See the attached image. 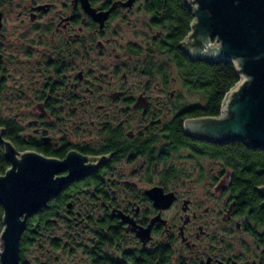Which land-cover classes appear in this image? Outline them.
Here are the masks:
<instances>
[{
	"label": "flooded vegetation",
	"instance_id": "flooded-vegetation-1",
	"mask_svg": "<svg viewBox=\"0 0 264 264\" xmlns=\"http://www.w3.org/2000/svg\"><path fill=\"white\" fill-rule=\"evenodd\" d=\"M182 31L179 2L0 0V175L9 146L82 170L32 215V264H264Z\"/></svg>",
	"mask_w": 264,
	"mask_h": 264
},
{
	"label": "water",
	"instance_id": "water-1",
	"mask_svg": "<svg viewBox=\"0 0 264 264\" xmlns=\"http://www.w3.org/2000/svg\"><path fill=\"white\" fill-rule=\"evenodd\" d=\"M194 19L189 46L194 59L231 61L240 81L226 94L221 115L195 120V131L220 143L243 141L264 148V0H185ZM213 43V44H212ZM183 48L190 51L187 44ZM12 167L0 175V204L4 209L0 235V264H22L21 238L28 218L82 170L66 161L25 152L16 157L7 147ZM69 168L65 178H54ZM263 199L264 186L258 187Z\"/></svg>",
	"mask_w": 264,
	"mask_h": 264
},
{
	"label": "trees",
	"instance_id": "trees-1",
	"mask_svg": "<svg viewBox=\"0 0 264 264\" xmlns=\"http://www.w3.org/2000/svg\"><path fill=\"white\" fill-rule=\"evenodd\" d=\"M167 1H173L174 7L175 3H181L183 31L180 38L182 39L190 31V24L194 19L192 10L186 4L185 0ZM168 18H171V16H168ZM191 64L195 65L197 72V83L194 88L200 94H203L206 100L198 107H201V111H204L207 115H221L222 104L226 94L240 81V76L237 73L235 65L227 60L219 62L200 60L188 63V65ZM225 147L229 150V162L232 171L230 187L233 193L238 195L241 202H249V209L255 213L259 212L262 207L261 201H263L258 192V187L264 186V148H252L239 140L230 142ZM5 168H0V172H4ZM3 213L4 211L0 207V235L3 229ZM255 218L261 225H264V220L257 216ZM34 221L35 216H31L28 220V228L22 235V264H32V255L28 257V253L29 250H32L31 238L33 235L32 228Z\"/></svg>",
	"mask_w": 264,
	"mask_h": 264
},
{
	"label": "rangeland",
	"instance_id": "rangeland-1",
	"mask_svg": "<svg viewBox=\"0 0 264 264\" xmlns=\"http://www.w3.org/2000/svg\"><path fill=\"white\" fill-rule=\"evenodd\" d=\"M32 252H33L32 250H29L28 257H29V255L30 256L33 255Z\"/></svg>",
	"mask_w": 264,
	"mask_h": 264
},
{
	"label": "built area",
	"instance_id": "built-area-1",
	"mask_svg": "<svg viewBox=\"0 0 264 264\" xmlns=\"http://www.w3.org/2000/svg\"><path fill=\"white\" fill-rule=\"evenodd\" d=\"M224 101V100H223ZM222 111V110H221Z\"/></svg>",
	"mask_w": 264,
	"mask_h": 264
}]
</instances>
